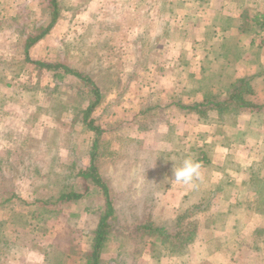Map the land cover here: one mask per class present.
<instances>
[{
  "label": "rangeland",
  "instance_id": "obj_1",
  "mask_svg": "<svg viewBox=\"0 0 264 264\" xmlns=\"http://www.w3.org/2000/svg\"><path fill=\"white\" fill-rule=\"evenodd\" d=\"M19 1L27 7L19 8L13 20L16 40L3 42L2 67L11 71L0 73V80L7 75L14 99L0 107L7 112L4 122L13 127L0 130V264H86L92 252L89 236L104 212L101 191L81 173L89 165L93 137L83 120L95 99L93 86L61 66L40 69L24 60L26 37L47 26L52 9L50 0ZM59 1L61 19L47 41L45 62L78 70L101 91L88 118L103 130L94 162L113 197L114 213L99 264H150L161 251L176 254L193 236L178 242L173 237L178 212L187 204L174 198L176 183L170 179L178 157L150 159L151 153L135 150L139 145L132 135L136 127L148 134L163 122L151 97L157 90L147 86L160 80L167 57L155 49L164 40L154 46L148 33H164L172 25L164 19L170 13L161 7L136 9L131 0ZM136 52L141 56L132 71ZM152 62L161 64L156 73L148 69ZM137 97L144 99L137 103ZM140 106L151 110L135 118ZM211 109L193 111L207 123ZM60 189L82 197L55 200ZM41 197L48 203L35 205Z\"/></svg>",
  "mask_w": 264,
  "mask_h": 264
},
{
  "label": "crops",
  "instance_id": "obj_2",
  "mask_svg": "<svg viewBox=\"0 0 264 264\" xmlns=\"http://www.w3.org/2000/svg\"><path fill=\"white\" fill-rule=\"evenodd\" d=\"M131 6L165 8L170 13L164 16L165 24H172L164 33H148L154 46L164 40L162 49H155L167 57L162 59L160 80L147 86L157 90L151 97L163 122L148 134L134 128V143L139 145L135 150L151 153L150 159L163 154L171 161L175 155L178 165L192 157L203 173L194 185L175 182L173 189L174 198L187 203L183 211H191L193 236L180 252L161 251L149 263L264 264V0H131ZM21 7L26 3L0 0V73L11 71L2 67L7 56L3 42L16 40L13 20ZM57 13L49 31L28 48L31 60L45 62L49 56L47 41L61 19L59 8ZM134 54L132 71L141 56ZM161 64L152 62L148 69L156 73ZM241 78L250 79L254 106H242L236 113L211 109L207 123L189 109L209 91L211 100H222L227 85ZM6 79L0 80V107L14 101ZM143 99L137 97L136 102ZM146 110L151 108L134 109L135 118ZM0 112V130L4 125L12 129L4 122L7 112Z\"/></svg>",
  "mask_w": 264,
  "mask_h": 264
},
{
  "label": "trees",
  "instance_id": "obj_3",
  "mask_svg": "<svg viewBox=\"0 0 264 264\" xmlns=\"http://www.w3.org/2000/svg\"><path fill=\"white\" fill-rule=\"evenodd\" d=\"M50 6H51V19L47 26L37 35H28L26 37L25 45H24V60L26 62H29L36 66L37 68L40 69H49L51 67H58L61 66L64 68L66 72L73 73L77 77H80L82 79H86L92 83L93 86V93L95 96V99L91 102H89L85 108L84 111V124L86 128L93 133V137L91 140V146H90V151H89V165L86 167V170H82L81 173L85 174L87 181H89L91 184H94L99 188V191L102 193L103 201H104V212L99 216L97 226L93 233L89 236L90 240V245L92 246V252L90 254L91 259L86 260V264H99V252L100 249L102 248L103 241L107 235V233L110 231V222L108 219L110 217H113L114 213V207H113V197L109 194V187L108 185L101 179L99 176L97 166L95 165V157H97V152H98V145L100 141V136L102 134V129L98 125H94V119H89L88 116L90 112L95 108L97 104H99L100 99H101V94H100V89L99 86L91 81L90 77L87 75H82L81 72L78 70H73L67 67H64L63 65L59 64H50L48 62H43V61H37V60H31L28 55H27V50L28 48L38 40L41 36H43L48 29L53 25L54 21L57 18V9H58V2L57 0H50ZM85 77V78H84ZM249 78H241L238 79L235 82H231L227 85L225 92H226V97L223 98L222 100H211V91L207 93V96L204 101L199 102V103H194L191 106H189V109L195 110L197 112H201V108L209 105L212 109L217 110V112L220 113H236L237 109H239L242 106H254V104L250 100V95L253 93V90L251 86H249ZM207 100V101H206ZM73 169V168H71ZM80 173V172H78ZM75 173V174H78ZM57 197L55 200H77L82 197L80 193H77L72 190H64L60 189L56 195ZM49 198L47 197H41L35 200V205H44L48 203ZM191 211H186L185 213L178 215L177 222L175 224L177 231L175 232L176 235L173 237L175 239L181 241L184 237L186 239L187 237L189 238L190 234H193L194 231H192V226L193 228L195 227V221L191 219L190 215ZM185 224V225H184ZM141 227H144L148 229V225L146 226L143 224ZM149 230L152 231V228Z\"/></svg>",
  "mask_w": 264,
  "mask_h": 264
},
{
  "label": "clouds",
  "instance_id": "obj_4",
  "mask_svg": "<svg viewBox=\"0 0 264 264\" xmlns=\"http://www.w3.org/2000/svg\"><path fill=\"white\" fill-rule=\"evenodd\" d=\"M202 179V165L194 158L186 157L180 162L178 167L174 165L171 181L184 185H194Z\"/></svg>",
  "mask_w": 264,
  "mask_h": 264
}]
</instances>
